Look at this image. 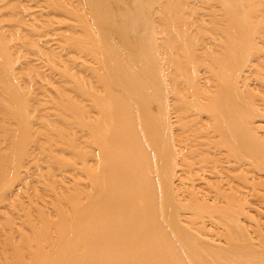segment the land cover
<instances>
[{"label":"bare ground","instance_id":"1","mask_svg":"<svg viewBox=\"0 0 264 264\" xmlns=\"http://www.w3.org/2000/svg\"><path fill=\"white\" fill-rule=\"evenodd\" d=\"M115 1H117V0H115ZM217 1L222 3L221 9H222L223 13L225 14V17L227 18V20L230 23H232V25L237 26L239 28V30L237 32V31H233V30L229 31L230 30L229 29L228 30L229 32H228L226 28H227V25L229 22H227L226 26L223 24V28H224V26L226 27V28H224L225 29L224 31L228 32L229 35L226 32L223 33L222 30H220V32H222L223 35H225V34L228 35L227 37H229V39H231L233 41V43L235 41L234 44L231 41V44H233L231 46L232 47L235 46V47H233L235 49L231 48V46L230 47L228 46V48H230L229 54H227V55L222 54L223 52H225V53H227V52L223 51L225 49H223V50L219 49L220 52L223 51L221 54L225 55V57L224 56L219 57L220 52H218V49H217V53H215V54H218L219 58H217L215 60L212 59L214 54L213 55L210 54L213 50V48H211L212 49L211 52H210V50L209 51L206 50V51L210 52L209 54H210V57H212V58H210V60H209V58L206 59V57H209V56H207L208 54H206L208 52L205 53V51L202 49V48L207 47V46L205 47V44H204L203 47L201 46V50L204 51L203 55L205 57L204 56H202V57L198 56L199 57V58L197 57L198 62L197 61L193 62L191 59V61L193 62L194 65L197 63L196 65L198 66V68L199 67L202 68V66H199V63H200L199 61L201 59H203V61H205L206 63H207V61H209V62L213 61L212 65L209 64L210 65L209 66L210 67V69H209L210 73L214 77L213 78L214 81L211 80V82L214 83L216 81L214 83L215 84L214 86H216V87L218 86L217 88L223 89L222 91H219V92L217 90L218 93H214L216 91H213L211 89V92H210L211 95H210V93L207 91H209L211 87L208 86V87H210L209 90L206 87L207 90L206 89H205L206 91L204 90L206 93L205 94H204V92H203V94L201 93V95L206 96V97L202 96L204 98V102H202L203 101V100H201L202 97L199 96L200 94H198V92H197L198 91L197 88L202 87V85H200L201 84L200 79H197V78H198V76H200V78H201L202 74L198 75L201 72H199L200 69H198L196 65H195V69L196 68L198 69L197 70V76H196L197 78H195V79L193 78V79H194L195 83H196L195 80L197 79V85L198 86L193 85L195 83H193V84L188 83V82H190V80H188V82L186 80V79H188V77L187 78H186V76H183V77L186 78L185 80L188 83V84L186 83L187 84L186 86L189 85V87H190V84L192 86V88L191 89L188 88V90H192V89L194 90V88L197 87V88H195V91L197 93L192 90L191 91L192 94L190 92V94H191V96H190L189 91L187 90V87L185 88L184 91L182 90V87H180V89H179V83L176 81L175 87L173 89V94L171 92H169L170 94H172L173 97H175V100H176V98L178 100V102H173L174 98L172 97L173 98L172 99L173 100L172 106H173V103H175V105L172 107L168 102V101H170V99L167 100L168 99L167 93L162 94V95H164V97H165V95H167L165 98L162 96L165 99V100H163L160 97L159 93H158V95H159L158 96L154 91H149V87H148L149 82L146 79L147 77L144 78L143 76H141L138 69H136L135 67H131V70L127 71V70H124L121 68V66L124 65V63H125L124 62L125 57H126L127 63L128 64L130 63V66L131 65L137 66L139 64L138 60L136 58H137V56L139 57V56L143 55V50L140 51L141 48L139 49V46H138V49H135V50H137V52L134 50L136 52V55L134 56V54H132L133 53L132 52L131 56H133V57H131V59H127V53L124 52L126 54V56H123L124 55L122 53L123 50L121 51L120 49L119 50L116 49V46L112 45V43L108 44L107 41L103 40V41H105L104 43H97V44H100L99 46L96 44L95 48L97 47L96 48L97 51L99 50L100 52L96 53V49H94L93 51H95V54H97L96 58H98V56L100 55L99 53H101V55H103L102 57L105 58V59H102L100 57L101 61H104V64H103L104 68L101 66L102 64L100 65V67L105 69L104 73L106 74L107 79L105 78L106 81L103 82V84H105V86L102 85L103 87H105V90L103 91V93H105V96H103V94H102V96L99 97L101 94L96 95V93H95L94 95H96V96L91 97L92 102L94 103V106L97 108L98 118L94 119V118H91L90 116L88 118L92 119V120L94 119L95 121L98 120V121L92 122L90 120L91 123H89V120H87V123H89V124H87V126L90 127L89 129L91 130V132H89V133H91V135H89V136H91V138L96 140V142H94V145L97 144L96 147L98 146L97 149H99L97 152L100 154L99 156H97L98 155V154H96L97 152L95 153L97 158L99 159L98 160L96 158L97 165L94 164L95 165L94 168L91 165L92 169L90 168L87 171V172H89V171L90 172L87 176L89 188L87 191L88 193H86V194H88V196H91V200L89 202L88 210H87L85 215H78L77 219L75 220L76 224H74L73 221H71V217L69 218L70 220H67L68 214H67V217L65 220L66 213L63 214L64 216L61 214L62 212H64L62 210V208H63L62 206H61L62 208L59 206L61 209L58 207V205H57V207L55 206V204H58V203L61 205L60 202H62V200L59 199L60 197L56 198V200L57 201L60 200V202L54 203L52 208L55 206L56 209L59 208L58 210L59 211L61 210L60 212H58V214H60L61 218L63 217V220H65V222H63V220L61 222L60 217L58 218L60 221L58 222L57 227H56L57 231H56V237H54V239H55L54 245L52 246V248H51V246H48L47 248H50L48 250H46L47 248L45 247L44 251L43 250L40 251L41 250L40 248H44V247L37 248V249H40L39 250L41 252V255L39 254L40 256L38 255L39 251L36 249V247L33 248L34 252L32 251L33 249L32 250L30 249L29 251H27L28 250L27 241L24 240V238L27 239V237H24L25 235H23V233L21 232V227L22 228L26 227L29 223H30L29 225H32V223H31L32 221H31V219L27 218L30 221L28 222V224H26L25 222H27V219H25V218L27 216L26 217L23 216L24 217L23 221H24V219L26 220L24 222L25 226H22L23 221H22V218H20L21 220H19V221L22 222V224H19L20 222L18 223L20 230L19 231L17 230V229H19L18 227H17V229L15 228V230L18 231V233H15V234L20 235L19 233H22L21 234V236L23 235L22 237H19V236L17 237L14 234L13 236H14V238H16V239H14L12 236V231L14 232V228H13V230L7 229L8 231L12 230V231H9L7 233V234H9V236H7V238H6L8 240L9 239L8 237H10V238L12 237V240L9 241V243L7 241V245L9 244L10 253L13 252L12 249H15V246H18L14 242H16V240L19 238V239H23V241H25L26 245H24V246L27 248V250H25L26 248H24V246L19 243V245H20V247L18 246L20 248L19 254L22 251L21 247H23L22 249H24V251L21 254L22 257L25 256L26 254H28L30 251H32L33 254L31 252L30 253L35 256L36 262H38V264H264V237H263V239L260 240V238L258 236L259 243H255V242H257V240L255 239V238H257L255 235L257 233L255 231L262 226L261 231H262V233H264V231H263L264 230L263 229L264 228V224H263L264 222L262 223L263 225H261V226L259 225V227H257L256 230H254V232H253L254 234H252L253 236L250 235L249 230L247 229L248 234H249V235H247L246 234L247 231L245 232V230L242 229V227H241L243 223L239 224V220L241 219L240 216H243V215L247 216V214L250 213V212L248 213L247 210L245 211V208L247 206L245 205V207H244V204H246L249 201H247L246 203H245V201H241V203L243 202L242 203L243 205H241L240 202L239 203L237 202L241 209L237 208L236 210L235 209L233 210V207H235L233 205H236L235 200H236L237 196H240L245 200H248V199L250 200V197H251V196H249L250 195L249 191H247L248 188L245 187V186H249V185H247L249 183H247V180L246 181L243 180L245 178V176L243 174H245L244 172L247 171L246 168L247 167L250 168V166L252 164H254L255 166L260 165L259 167L263 168V171H264V132L262 134V131H260L259 133L261 134V137H259V136L257 137V136H255V133H254L257 129L254 132L252 131L256 127L252 123L255 122V120L257 121V118L259 120L260 119L264 120V113H263L264 112V94L262 93L263 97L260 100L261 97L259 98L257 96H255L256 98L255 97L254 98L245 97L246 93L244 92V90H252V89H249L248 84L250 83L253 75H254V79H252V81L254 82V84L252 82V86L254 85L253 87H257V84L259 82H261V79L258 80L261 77L258 78V76H256L257 74L260 75V73L256 74V71L261 72L262 73L261 76L263 75V79H264V55L261 56V54H262L261 52L264 53V51H261V50L257 51V49H259V48L254 46V42L250 41V36L252 34L261 33V31L251 27L250 23L252 22V19H254V16H255L253 11H250L244 15H242V14L236 15V12L242 6L237 0H217ZM120 2L121 1H119V3ZM114 3L115 2H113L112 5ZM117 3H118V1L115 3V7L117 6ZM151 5H153V4L151 3ZM148 6H149V4H148ZM150 7L153 8L152 6H150ZM147 9H148V7H147ZM153 10L154 9H152L151 12ZM35 11L37 12L38 10L35 9ZM106 11L107 10L103 6H101L98 10V14L102 15L103 24L105 26L106 25L110 26L111 20L107 17ZM42 12L43 11L41 10V14H42ZM168 12L166 13V16H167V14L170 15V13H168ZM220 13H222V12L220 11ZM152 14L153 13H151V16H152ZM162 14H164V13L162 12ZM204 14H207V13H203V17L201 15L202 19L208 15L207 14L204 16ZM125 15H127V14H125ZM166 16H164V17H166ZM130 17H131V15H130ZM147 17L149 18V15ZM152 17H151V19H152ZM168 17L169 16H167V18ZM181 17H183V19L185 18L184 16H181ZM181 17H180V19H182ZM215 17L216 16H214L213 18L215 19ZM214 19L212 20L213 22H215ZM97 20H95V21L100 22L99 26H103L101 23V19L98 18ZM187 20H189V19H187ZM196 21H198V20H196ZM210 21H211V19H210ZM259 21H261V20H259ZM262 21H264V20H262ZM151 22H152L151 24H153V23L156 24L153 21H151ZM167 22H169V21H167ZM182 23H180V26H182L181 25ZM189 23H190V21H189ZM198 23L201 24L200 21ZM137 24L140 26L141 23H137ZM199 24H197L196 26H198ZM173 25H175V24H173ZM153 26L155 27V25H153ZM153 26L151 28H153ZM156 26H157V24H156ZM169 26H171V25H169ZM211 26L212 25H210V27ZM185 27H187V26H184L182 28H185ZM151 28H149L148 34H150L149 36L151 38L150 37L149 38L151 39V43H152L151 53L154 55L156 53V51H154V50L159 49V47H157V49H155V47L159 44H157V41H158L157 39L155 42L152 41V38L154 37L153 36L154 34L152 35V33L154 30L150 33ZM177 28H178V26H177ZM221 28H222V26H221ZM153 29H155V28H153ZM158 29H160V28H158ZM102 30H104V29H102ZM140 30L141 29L139 28L138 31H140ZM168 30H170V29H168ZM170 31H172V30H170ZM183 31H185V30H183ZM104 32H106V31L104 30ZM155 33L157 34L158 32H155ZM156 34H155V38L158 37V36H156ZM184 34L185 33L183 32V35ZM159 35H161V34H159ZM226 35L224 36L225 38H226ZM167 37H168V34H167ZM174 37H176V36H174ZM185 37H187V34H185ZM185 37L182 38L181 36H179L178 42L181 39L183 40ZM155 38H153V40ZM168 39H170V38H168ZM188 39H189V37H188ZM182 40H181V43H178V45L176 47H179V48L182 47L183 48V46L180 47V45H179V44L184 45V41H182ZM54 41H56V39L53 40L52 44H54L56 46V44H58V43L57 42L55 43ZM193 41H194V38L191 42V45L194 44ZM211 41L216 42V40H214V39ZM226 41H227V38H226ZM176 42H174V43L177 44ZM160 43H161V41H160ZM205 43H206V41H205ZM219 43L220 42H216L215 44L219 45ZM236 43H238V44H236ZM155 44H157V45H155ZM208 44H209V42L206 43V45H208ZM221 44L219 45L220 47H221ZM225 44H227V43H225ZM185 45H187V42H185ZM217 45H214L215 46L214 49L216 47L219 48V46H217ZM160 46H161V44H160ZM188 46H190V45H188ZM199 46H197V47H199ZM182 48H181V50H179V54H180V51L184 50ZM190 48H191V46H190ZM188 49L189 48L187 47L186 53H189V54H188V56L184 55V57L185 56L189 57L190 55L191 56L196 55L195 54L196 52L195 53L193 52L194 54L192 55L191 52H188ZM262 49H264V48L262 47ZM171 50L173 52L172 47H171ZM175 50L177 51L178 48ZM139 52H140V54H139ZM153 52H155V53H153ZM90 53L93 54L94 52L91 51ZM184 53H182V54H184ZM197 53H200L202 55L201 51L197 52ZM175 54L176 53H174V55ZM236 54L238 57H240V59L237 58ZM176 56L177 55H175V57ZM235 56H236V58H235ZM92 57H94V56L92 55ZM129 57H130V55H129ZM175 57H173V58H175ZM182 57H183V55H182ZM182 57H180L181 60H182ZM190 58H192V57H190ZM197 58H196V60H197ZM215 58H216V55H215ZM254 58H255V60H253ZM184 59L186 60V57ZM188 60H190V59H188ZM144 61H146V62H144ZM174 61H173L174 65L173 64H171V65H173L172 67L173 68L175 67V69L177 67L176 71H174L177 75L173 74L172 73L173 70H171L172 72L171 71L170 72L172 74L170 73V76L172 75L171 77L173 79H175L176 76L180 75L175 79V80L178 79V81H179V80L183 79V77L180 79L181 75H185V73L186 74L190 73L189 67L191 65L189 63H191V62L187 61L188 65L187 64L185 65L184 61L181 62V61L176 60V59ZM132 62H134L135 65L131 64ZM135 62H137V64ZM255 62H257V63H255ZM19 63H21V62H19ZM96 63H97V61H96ZM202 63H204V62H201L200 64L202 65ZM151 64H153V66ZM157 64L160 65V63H157ZM154 65H156V61H155V64L151 63L147 59H142L140 61L141 69H143V70L150 69L149 73H150V71L153 73L156 72V70H155L156 68L160 69V67H158L159 65L158 66L156 65L157 66V67L155 66L156 68H154ZM171 65H170V68H171ZM194 65H192V67H194ZM39 66L40 65L38 64V67ZM203 66H205V65L203 64ZM192 67H190V68H192ZM209 67H207V68L205 67V70L206 69L208 70ZM167 68L168 67H166V69ZM228 68H230L229 69L230 71H227ZM40 69H41V67H40ZM153 69H154V71H153ZM159 69H158V71H159ZM161 69H162V67H161ZM202 69H204V68H202ZM202 69H201V71H202ZM163 70L164 69H162V70H160V72H158L159 75L161 73L160 76H162ZM191 70H194V68H192ZM97 71H98V69H97ZM206 71H204V73ZM99 72H101V71H99ZM99 72H98V74H99ZM110 72L112 73V75L109 74ZM251 72L255 73L256 75L253 74L251 76L250 75ZM104 73L102 72L101 74H104ZM191 73L193 74V71H191ZM98 74L96 73V75H98ZM14 75H15V73H14ZM173 75H175V76H173ZM189 75H191V74H188V76ZM206 75H207V73L202 77H205ZM209 75H208V77H210ZM249 76L251 77V79ZM97 77L101 78L100 75ZM171 77H169V78H171ZM191 77H193V76L191 75ZM208 77H206V78H208ZM158 78H159V76H158ZM163 78H165V74H164ZM189 79H192V78H189ZM204 79L205 78H203L202 81ZM208 79H206L207 83L210 82V81H208ZM223 79H224V81H223ZM101 80H102V78H101ZM172 80H171V82H172ZM255 81L258 82V83H256V86H255ZM101 82H99V84ZM203 82H202V84H203ZM213 83H211V84H213ZM227 83H228V85H226ZM261 83H260V86L262 85ZM180 84H181V82H180ZM184 84H185V82H184ZM184 84L183 85L181 84L183 86V88H184ZM205 84H206V82H205ZM221 85H223V87ZM224 85H226L227 87L224 88ZM239 85H240V87H242V89L243 88L244 89L242 90L241 88H239ZM193 86H195V87L193 88ZM204 86H206V85H203V88H201L202 90L199 89L200 92L203 91ZM217 88H215V89H217ZM259 88L260 87L253 88V89L256 90ZM213 89H214V87H213ZM240 89H241V91H243L242 93L240 92ZM95 90H96V88H95ZM186 90H187L188 94L186 93ZM181 91L183 93L185 92L186 95L185 94L183 95V93ZM259 91H262V90H259ZM212 92L214 94H212ZM257 92H258V90H257ZM93 93H94V89H93ZM194 93L198 94V97H200L201 102L199 101V98L193 99V100L195 101L196 105L203 110L202 112H198V115H196V113L193 114L196 111V107L192 104H188V97L194 96L195 95ZM248 93H249V91H248ZM252 93H254L253 90H252ZM145 94H148V96L150 98V100H149L150 106H146V105H142V104L138 103L139 101H141V98ZM170 94H169V96H171ZM250 94H251V92H250ZM256 94H258V93H256ZM195 96H197V95H195ZM211 96H212L213 100H212ZM178 97H179V99H178ZM207 97H210L211 101L209 99H206ZM257 98H259L258 99L259 101L256 100ZM205 99H206V101L207 100L209 101V104L207 103L208 105H206ZM176 103H180L179 106L180 107L182 106V108L179 107L180 108L179 111H181L179 113H178V111H176L177 109H179L178 105H176ZM201 103H204V104H201ZM92 104H91V106L93 107ZM184 105H185V107L183 108ZM188 105H190V107ZM170 106L172 108H174V111H175L174 113H172L173 111L171 112V110H173V109L172 108L170 109ZM175 106H177V108H175ZM186 108H188V109H186ZM95 109H94V111H95ZM187 110H190L189 112L191 113V117L192 116L194 117V118L192 117V120H190L191 119L190 114H188L189 116H185V113H184V115H181V114H183L182 112L187 111ZM87 112L90 113L89 111H87ZM259 112H262V113L259 114ZM186 113H188V112H186ZM90 114H93V113H90ZM179 115H181V116H179ZM96 116H97V114H96ZM185 118H186V121H185ZM187 119H189V121H187ZM203 119L208 120V121L204 122L206 125L203 123V121H204ZM254 124L257 125V122H255ZM258 127H256V128H258ZM177 128L180 129L182 132H186L188 130V128H190V131L193 133L192 136L193 137L198 136V138L192 139L191 136H188V137H191V139H192L190 141L188 140V142H191L189 146L185 142L186 139H188L187 135L185 136L186 139H184L185 137H181V138H179V140L173 139L174 138V134H173L174 130ZM258 129H263V128L260 127ZM176 132H178V130ZM205 133H206V135H205ZM205 136H207V138ZM208 136H211V139H209L210 137H208ZM214 138H215V140L213 141ZM93 139H91V140H93ZM174 140L175 141L177 140V142H175ZM165 141L168 142L169 146H170V154H169L168 161H167L166 156H164L162 154H158V149L156 147V143L161 144ZM224 145L229 147L230 151H232L233 145H236L238 151L240 152V157H242L241 154L243 155L244 154L243 151H245V154L249 158V161L244 160V158L242 160L232 161L228 157L224 156V154L222 155V153L220 154V153L216 152L218 150L219 146H224ZM89 146H90V144H89ZM93 147H95V146H93ZM173 147H176L177 150L173 149ZM95 148H94V151L96 150ZM242 149H243V151H242ZM87 151H89V149ZM177 153L180 154L179 155L180 157L182 156V157L186 158L187 161L183 158V161L179 162V163H181V162H183V163L179 165L178 161L181 158L178 157L179 158L178 161L176 160ZM88 154H90V153H87V157H88ZM209 154L212 156L213 159L211 158V156ZM94 156L95 155H93V157ZM205 156H208L213 160L212 161L213 163H211L213 165V167L210 168L209 170L206 167L208 165L204 166L205 162L202 161V159L206 160L207 157H205ZM243 156H245V155H243ZM3 161L4 160L0 161V164H3L4 163ZM166 161H167V163H166ZM208 161L210 162V160H208ZM5 162H7V161H5ZM192 164L194 166H192ZM4 165H5V167H7L6 163ZM4 165H2V166L0 165V176L5 177L6 172L4 173L5 175L3 173H1L4 170L6 171V168L3 167ZM2 167L4 168L3 170H2ZM203 167H206V168H203ZM245 169H246V171H245ZM178 170H180L182 172V175H185V173H189L190 175H193L192 177L191 176L189 177L191 180L188 181V178L186 175L184 176L186 179L183 176H181L180 171H179L180 173L178 174ZM235 173L237 174V176ZM239 173H240V175H239ZM35 174H33V175H35ZM189 174H187V175L189 176ZM25 176H28V175H24V177ZM35 176H39V175H35ZM136 176H137V178H136ZM1 178L3 179V177H1ZM33 178H35V177H33ZM237 178H239L238 179L239 182L242 183V185L244 184L245 186H242L240 184L239 187H241V186L242 187L238 188L236 186L237 184L236 185L234 184V182L237 181ZM182 179L184 180V182ZM215 179L221 180V183H217L218 185H216L214 188H212V186L214 185L213 181H215ZM61 180L63 181V179H61ZM186 180H187V182H186ZM234 180H236V181H234ZM2 181H0L1 182L0 183V196H7V195L13 196V194H15V196H22V194L25 195V192L27 190L26 189L27 186H26V188H25L26 190L24 192V189L22 188L24 184L19 183V181H20L19 179H18V181H17V178H16V180L13 179L12 181H10V184L7 182V184H9L8 186L5 183V185L7 187L4 184H2L6 180H4V182H2ZM208 181H211L213 183V185L211 184V182L208 183ZM249 181L250 180H248V182ZM260 181H259V184H260ZM11 182H12V184H11ZM18 183L21 186L17 185V187H19V188L15 189L16 184H18ZM63 183H64V181H63ZM69 183H70V181H69ZM2 185H4V187H1ZM207 185H208V187H207ZM257 185L258 184H256L255 186H257ZM63 186L61 185V187H63ZM64 188H62L63 192H64ZM69 188H70V186H69ZM69 188L68 189L66 188L68 190V193H67V190L65 189L68 196H69V193H71L69 191ZM258 188L255 189V187H254L255 193L258 190ZM261 188L264 189V185H261L260 189ZM240 189H242V190L240 191ZM58 190H59V187H58ZM147 191H149V195L139 196V194L141 192H147ZM239 191L241 194H238ZM252 191H253V188H252ZM55 192L56 191L54 190V193ZM63 192H61V195H60V193L58 195L63 196L64 195V194H62ZM50 193L52 195L53 192L51 191ZM54 193H53V196L55 195ZM66 193H65V195L67 196ZM257 193H258V195L260 194L258 191H257ZM76 194L78 196V192ZM177 194H179L181 196H178ZM183 195H190L192 197V199L190 198L188 201V202H190V200H192L191 203H193V204L190 203V205H192V206L189 207L190 205L186 204L187 207H189V208H187V207H185L186 205H184V207L186 209H188V210L185 209L187 211V213L190 209H191V211L193 209V210H195V213L198 212V215H200L199 213L204 214V215H202L203 217L201 216L202 218H200V216H199L200 219L195 218V219H197V221H195V219L193 220V222H192L193 225L195 223L193 228H192L193 225H190L191 227H189L187 225V227H189V228L186 227L185 224H189V223H186L187 220L184 218L187 216V215L186 216L184 215L186 212H185L184 208H181L180 203H179L180 209L178 208L179 206L177 205V202H179L178 201L179 199H180V201L183 202L184 198L189 197V196H183ZM261 195L263 196L262 193H261ZM160 197H162V199ZM247 197H249V198L246 199ZM253 197L255 199H257L256 196L253 195L251 198H253ZM176 198L177 199L179 198V199L177 200ZM261 199H260L261 201H264L263 197ZM187 200H188V198H186V201ZM193 200H194V202H193ZM260 200H259V202H260ZM198 201L200 203L202 201V203H206V205H207V203L211 202L212 208H207L209 210H204L203 205L202 204L199 205ZM251 205H252V203H251ZM207 207H209V205H207ZM248 208H251V207H248ZM54 210H55V208H54ZM257 210H260V209L258 208ZM262 210H263V208H262ZM0 211H2V209H0ZM5 211L7 212V210H4L3 213ZM11 211H13V210H11ZM42 212H45V210ZM180 213H184L183 214L184 217H182V218L185 219V221L182 220V218H181L182 215H180ZM206 213L209 215L206 216L207 215ZM258 213H260V211H258ZM0 214H1V212H0ZM46 214H47V211H46ZM195 216L198 217L197 214ZM251 216L252 215H250L249 218H251ZM261 216H264V212L262 213ZM42 217L45 218V215L43 214ZM187 217L186 218L189 221L190 220L189 216H187ZM214 217H217V220L220 219V221L219 220L218 221L224 225V227H221L222 225L219 223V225H221L219 227L224 228L226 231V233L224 235H222L223 237L227 238V239H225L226 241H224V240H223L224 242L222 241L224 244L221 243V240H219V242L221 243L220 244V243H217V241H214V238L211 239V237H210V239H211L210 240L207 237L209 235L208 232H206V231H208V228H207L208 226L205 224L210 219H211V222L213 220V224L210 223V225L211 224L214 225L215 226L214 229H216L218 227V226L216 227V225H218V221H216V219ZM205 218L206 219L208 218V220L205 221ZM253 219H254V217H253ZM242 220H240V221H242ZM190 222H191V220H190ZM214 222H215V224H214ZM6 226L8 227L9 224H7ZM32 226H29V227L32 228ZM205 226H206L207 230H204V229H206ZM190 228H192V229H190ZM191 230H193V231L195 230L194 232H197L200 230L205 231L207 236L204 235V236H202V238H207V240L201 239V237L197 236L199 234H194L193 232H191ZM212 230H209V233L214 232V230L213 231ZM22 231H23V229H22ZM202 231H200V232H202ZM223 231L224 230L222 229V234L224 233ZM23 232H24V234H26L25 231H23ZM213 234L211 233V236ZM226 235H229V236H226ZM258 235H259V233H258ZM261 235H263V234H261ZM254 236H255V238H254ZM229 237H231V239L227 242ZM251 238L255 239L256 241L254 242V240H252ZM13 239L15 241H13ZM47 239L50 240L49 235L42 236L39 239V242L42 244H45L46 241H48ZM51 239H53V237ZM73 240H74V242H73ZM216 240H217V238H216ZM101 241L104 242L107 246H102ZM11 243H13V244H11ZM10 247L12 249H10ZM97 247H98V249H97ZM114 248H117V249L113 251ZM17 249L18 248L16 247V251H18ZM87 249H89L91 257H87L83 254V252ZM35 250H37L38 252H36ZM16 251L14 250V252H15V253L13 252L14 257H12V258H11V256H9L11 254L7 253L8 257H9L7 260L8 264L10 262H11L10 264H12V263L16 264L17 263V262H14L15 260L17 261V259H15V258H18V256H15V255H18V253L16 254ZM34 253H37V254H34ZM31 254H29L30 255L29 259H32V261H33L34 257H31ZM37 256L40 257L38 261H37ZM22 257L19 258V260H21V262L19 261V263H24V261H26V259H28V256L23 257L24 259ZM9 260H11V261H9ZM29 261L30 260H27V263ZM32 261H31V263L34 262V261L33 262ZM3 263L6 264L5 262H2V264ZM34 264H35V262H34Z\"/></svg>","mask_w":264,"mask_h":264},{"label":"rangeland","instance_id":"2","mask_svg":"<svg viewBox=\"0 0 264 264\" xmlns=\"http://www.w3.org/2000/svg\"><path fill=\"white\" fill-rule=\"evenodd\" d=\"M117 1H118V3H117V6L115 7V3ZM117 1H115V0H31V1L30 0H0V161L4 160L3 161L4 163L2 162L3 164H0V165L2 166L6 163L7 164L6 166L8 167V168L5 167V165L3 166L4 168H6V171L4 170L1 173L4 174L6 172L5 173L6 175L4 174L6 178L4 176H0V178L3 177V179L1 178L0 181L3 180L2 182H4V180H6L4 183H2L5 185V183L7 184V182H8L10 184V181H12L13 179L16 180V178H17V181H18V179L20 180L19 183L24 184L22 187L24 189V192L27 189L25 192V195L22 194V196H15V194H13V196H10V195L9 196L8 195L7 196H0V206H1L0 209H2V211H0L1 212V214H0V260H1L0 262L1 263L0 264H2V262H5L6 264H8L7 260L9 258L8 254L10 253V250H9V244L7 245V241L9 243V241L12 240V237L11 238L8 237L10 240L9 239L7 240L6 238H7V236H9V234H7V233L9 231H12L13 228H14V232L12 231V236L15 233H18V231L20 230L18 223L20 222L19 224H22V222L19 220H21L20 218H22V221H23V218H24L23 216H25V217L27 216L25 219H27V218L31 219V221H32L31 223L34 226L33 227L32 225H29L30 223L28 224V222L30 221L29 219H27V222H25L26 220L24 219V221H23L24 225L22 224V226H25V223H26L29 226H32V228H30L28 225L26 227H23V228L21 227V232L23 233V235H25L24 237H27V239L24 238V240L27 241L28 250L24 246L26 244H25V241H23V239L18 238L20 241L17 239L16 240L17 243L16 242H14V243L17 244L19 247H20V245H19V243H20L21 245L24 246V248H26L25 250H27V251H29L30 249L32 250L35 247H36V249L40 248V247H44V248H40L41 250L37 249L38 251L39 250L44 251L45 247L47 248L48 246H51V248H52V246L54 245V242H55L54 237H56L57 224L60 220H61V222L63 220V217L61 218L60 214H58V212L61 211V210L60 211L58 210L61 206L63 207V208L62 207L61 208L64 211L61 214L63 215L64 213H66L65 220H66V217L68 214L67 220H70L69 218L71 217V221H73L74 224H76L75 220L77 219L78 215H85L87 210H88L89 202L91 200V196H88V194H86V193H88L87 191L89 188L87 176L90 172V171L89 172H87V171L90 168L92 169V166L94 168L95 167L94 164L97 165L96 158L100 154L97 152L99 150V149H97L98 146L96 147L97 144L94 145V142H96V140H94L93 138H91V136H89V135H91V133H89V132H91V130L89 129L90 127H88L87 124L91 123V121L92 122L95 121L94 120L95 118L96 119L98 118V111H97V108L94 106V103L92 102L91 97H94L97 94H99V95L101 94L99 97H101L102 94H103V96H105V93H103V91L105 90V87H103V86H105V84H103V82L106 81V79H107L106 74L104 73L105 69H103L104 68L103 67L104 61H101L100 57L102 59H105V58L102 57L103 55H101V53H99L101 56L98 54L99 56H98V58H96L97 54H95V51H93L94 49L97 48V47L95 48L97 43H104L105 41H107L108 44L112 43V45L116 46V49H118V50L120 49L121 51L123 50V52H122L124 54L123 56H126L125 53H127V59H131V57H133V56H131L132 54H134V56L136 55L137 50H135V49H138V46H139V49L141 48L140 51L143 50V55L139 56V57L137 56V58H136L138 60L139 64L137 66H133V65L130 66V63L129 64L127 63V60L125 57V59H124L125 63H124V65L121 66V68L124 70H127V71L131 70V67H135L136 69H138L141 76H143L144 78L147 77L146 79L149 82V85H148L149 91H154L157 95L159 93L160 97L163 100H165L164 98L168 95L167 96L168 99L167 98L166 99L167 100L170 99L171 102L170 101H168V102L171 106H172L173 100H174L173 102H178L177 98H176V100H177L176 101L175 97L172 96L176 81L179 83V89H180V87H182L183 91L185 90L186 87H187V90H188V88L191 89L192 88L191 84H190V87H189V85L188 86H186V85L188 83H192V84L195 83L194 79L197 78L196 76H197V70L198 69H200L199 72H201L198 75L202 74V76H204L207 73V75L205 77L201 76L202 79L205 78L203 80L204 82L202 81L200 76H198V78H197V79H200L201 84L200 83L199 84L202 85V87L199 86L200 88H197V87L193 86V88L195 87L198 89L197 92H198V94H200L199 96H201V97L205 96V95H201V93L202 94H203V92H204V94L206 93L205 92L207 90L206 87L208 88V90L211 87L210 90L207 91L209 93L211 92V89L213 91H216L214 93H218L219 91L223 90L222 88H220V89L217 88L218 86L217 87L214 86L215 85L214 83L216 81L214 83L211 82V80L214 81L213 80L214 77L210 73V70H209L210 67L209 66L212 65L213 61H210V62L207 61V63H208L207 64L205 61H203V59L200 58L202 61L199 59L200 60L199 62L200 63L204 62V63H202V65L199 63V66H202V68H204V69H202L201 67L198 68V66L196 65L197 63L195 65L197 66L198 69L197 68L195 69V65L193 64L194 61L198 62V58L200 56L201 57L204 56L203 55L204 51H205V53L208 52L209 50L211 52V50H212L211 48H213L214 51L212 50L213 53L212 52L206 53V54H208L207 56H209V57H206V59L209 58V60H210V58H212V57H210V54H212V55L214 54L213 58H212L214 60L221 57V56L225 57V55L229 54L230 48H228V46L230 47L231 45H233L235 43V41L233 43V41L231 39H229V37H227L229 35L228 32L232 31V30L238 32L239 28L235 25H232V23H230L227 20V18L225 17V14L223 13V11L221 9L222 3L218 2L217 0H197V1L196 0H117ZM119 1H121V2L119 3ZM237 1L242 6L238 9V11L236 12V15H238V14L244 15L250 11L254 12L255 16H254V19H252V22L250 24H251V27L258 29L259 31H261V33L252 34L250 36V41L254 42V46L259 48V49L256 48L257 51L258 50L264 51V49H262V47L264 48V30H263L264 29V21H262V20H264V0H237ZM113 2H115V3L112 5ZM151 3L153 5H151ZM148 4H149V6H148ZM101 6H103L107 10L106 11L107 17L111 20V22H110L111 25L109 24L110 26H107V25L105 26L103 24V21H102V15L98 14V10ZM150 6H152L153 8H151ZM147 7H148V9H147ZM35 9L38 11L36 12ZM152 9H154V10L151 12ZM41 10L43 11L42 14H41ZM166 11L168 13H170V15L167 14V16H169L168 18L166 16V13H167ZM220 11L222 13H220ZM150 12L153 13L152 14L153 17L151 16ZM162 12L164 14H162ZM203 13H207L208 15L204 14V16L205 15H207V16H205L202 19ZM125 14H127V15H125ZM147 14L149 15V18L147 17L148 16ZM130 15H131V17H130ZM201 15H202V17H201ZM164 16H166V17H164ZM181 16H184L185 20ZM214 16H216L215 19L213 18ZM151 17H152V19H151ZM180 17L182 19H180ZM98 18L101 19V23L103 26H99L100 22L95 21ZM187 19H189V20H187ZM210 19H211V21H210ZM213 19L215 22L212 21ZM196 20H198V21H196ZM259 20H261V21H259ZM151 21L155 22L157 24V26L154 23L151 24L152 23ZM167 21H169V22H167ZM189 21H190V23H189ZM199 21L201 22V24L198 23ZM179 22L180 23L183 22L184 24L182 23L181 24L182 26H180ZM227 22H229L228 25H227ZM137 23H141L140 26ZM173 24H175V25H173ZM197 24H199V25L196 26ZM223 24L225 26L227 25V28L224 26V28H226L227 31L230 29L228 32L224 31L225 29L223 28ZM151 25L152 26L155 25V27L153 26V28H155V29L151 28L152 27ZM169 25H171V26H169ZM210 25H212L211 26L212 28L210 27ZM177 26H178V28H177ZM184 26H187V27L182 28ZM221 26H222V28H221ZM139 28L141 29L140 31H138ZM149 28H151L150 33L153 30L154 31L156 30L155 32H158L156 34L153 31L152 35L154 34L153 35L154 37L151 35L153 38H155V34H156V36H158L154 40L152 38V41L155 42L156 39L159 41V42L157 41V44H159V45L155 44V45H157L155 47V49H157V47H159V49L154 50V51H156V53L153 52V53H155L154 55L151 53L152 43H151V39H150L151 37L149 36L150 34H148ZM158 28H160V29H158ZM167 28L172 30V31L168 30ZM102 29H104L106 32H104V30H102ZM183 30H185V31H183ZM220 30H222L223 33L226 32L228 34V35L225 34L227 41H226V38L224 37L225 35H223L222 32H220ZM183 32L185 34H187V37H185V34L183 35ZM159 34H161V35H159ZM167 34H168V37H167ZM174 36H176V37H174ZM179 36H181L182 38L185 37L183 40L180 38L182 41H184V45L179 44L180 47L183 46V48L182 47L181 48L184 49V50H182L183 52L180 51V54H179V50H181V48L176 47L178 45V43H181V40L178 42ZM188 37H189V39H188ZM168 38H170V39H168ZM193 38H194L195 42L193 41L194 44L191 45ZM55 39H56V41H54V42L55 43L57 42L59 45L56 44V46H55L54 44H52L53 40H55ZM213 39L216 40V42H220L219 45L222 43L221 47L219 45L215 44L216 43L215 41H211ZM103 40H105V41H103ZM204 40L206 41V43L209 42V44H208L209 46L206 45ZM160 41H161V43H160ZM231 41L233 44H231ZM174 42H176L177 44H175ZM185 42H187V45H185ZM225 43H227V44H225ZM160 44H161V46H160ZM204 44H205V47L207 46L208 48L207 47H206L207 49L202 48L204 50V51H202L201 46L203 47ZM236 44H238V43H236ZM97 45L99 46L100 44H97ZM188 45H190L191 48ZM214 45L219 46V48L216 47L215 48L216 50H215ZM186 46L189 48L188 52H191L192 55L196 52L195 54L197 56L196 55H193V56L190 55L189 57H187L189 53H186V49H187ZM197 46H199V47H197ZM171 47L173 49V52L176 53L175 54V55H177L176 57H175L174 53L172 52ZM233 47H235V46H233ZM233 47L231 46V48H233ZM177 48H178V50H177L178 52L175 50ZM217 49H218V52H220L221 49L222 50L225 49L223 51H226L227 53L222 51L223 53L220 52L219 57H218V54H215V53H217ZM233 49H235V48H233ZM206 50H208V51H206ZM91 51L94 53L91 54L90 53ZM200 51L202 52V55L200 53H197ZM97 52H100V51L99 50L97 51V49H96V53ZM182 53H184V54H182ZM221 53L225 54V55H222ZM261 53H262L261 56L264 55L263 52H261ZM139 54H140V52H139ZM92 55L94 57H92ZM129 55H130V57H129ZM182 55H183V57H184V55H187V56H185L186 60L184 59L185 57L184 58L182 57ZM215 55H216V58H215ZM172 56L175 58H173ZM236 56H237V54H236ZM236 56H235V58H236ZM180 57H182V60ZM190 57H192V58H190ZM172 58L174 60L176 59V60H179L181 62L184 61L185 65L186 64L188 65L187 61H190L191 62V63H189L191 65V66L189 65L190 67H192V65H194V67H192V68H194V70H191L192 68L189 67L190 73H187V74L185 73V75H181V77H180V79H181L183 76H186V78L188 77V79L183 77V79H182L183 81L182 80L178 81V79L177 80H175V79L180 75L176 76L175 79H173L171 77L172 75L170 76V73L172 72L171 70H173V72H172L173 74L177 75L174 72V71H176L177 67H176V69H175V67L174 68L172 67L174 65V63H173L174 60ZM187 58L190 60H188ZM196 58H197V60H196ZM237 58L240 59V57H238V56H237ZM142 59H147L151 63H154V64L156 61L157 66L159 65L157 63H160V65L158 66V67H160V69L156 68L157 66L154 65V68H156L155 69L156 72H154L155 74L151 71L149 73L150 69H147V70L141 69L140 61ZM191 59L193 62L191 61ZM253 60H255V58ZM96 61H97V63H96ZM19 62H21V63H19ZM144 62H146V61H144ZM135 63L137 64V62H135ZM255 63H257V62H255ZM38 64L40 65L39 67H38ZM131 64H134V62H132ZM171 64H173V65H171ZM203 64L205 66H203ZM100 65L103 68L100 67ZM151 65L153 66V64H151ZM170 65H171V68H170ZM40 67H41V69H40ZM161 67H162V69L165 70V71L164 70L162 71V73H163L162 76L164 77V74H165V78L160 76L161 73H160V75L158 73V72H160V70H162ZM166 67H168V68L166 69ZM205 67L206 68L209 67L208 70L206 69L209 73L205 70ZM97 69H98V71H97ZM158 69H159V71H158ZM201 69H202V71H201ZM229 69L230 68H228L227 71H230ZM99 71H101V72H99ZM153 71H154V69H153ZM191 71H193V74L191 73ZM204 71H206V72L204 73ZM98 72H99V74H98ZM102 72L105 75L101 74ZM14 73H15V75H14ZM96 73L98 75H96ZM257 73H260V75ZM109 74L112 75L111 72ZM188 74H191L193 77H191V75H189L190 76L189 77ZM253 74H255V73L251 72L250 75L252 76ZM256 74L255 75L258 76V78L261 77L258 80L261 79L262 83L261 82L258 83L257 81H255V86H256V83H258V84H257V87H253L254 85L252 86V82H253L252 79H254V75L252 76V79L249 76L251 81L248 84V87H249V89H252L254 93H252V90H244V92L246 93L245 97L254 98L255 96H257L259 98L261 97L260 98V100H261L263 97V94H264V92H263L264 91V79H263V75L261 76V74H262L261 72L256 71ZM99 75L101 76L103 81L101 80V78L97 77ZM175 75H173V76H175ZM208 75L212 79L210 77H208ZM158 76H159V78H158ZM168 76L171 77L173 80L171 78H169ZM206 77H208L210 80ZM189 78H192V79L194 78V79L192 80ZM170 79L172 80V82ZM185 79L187 80V82H188V80H190V82L187 83ZM197 79L195 80L196 83L193 85H197ZM206 79H208V81H210V82L207 83ZM223 81H224V79H223ZM99 82H101L102 84L101 83L99 84ZM180 82L182 85L185 82L184 88L180 84ZM202 82H203V84H202ZM205 82H206V84H205ZM211 83H213V84H211ZM260 83L262 84L261 86H260ZM253 84H254V82H253ZM203 85H206V86H204L203 91L200 92V90H202L201 88H203ZM226 85H228V83ZM226 85H224V88L227 87ZM240 85H239V88L242 89V87H240ZM208 86H210V87H208ZM221 86L223 87V85H221ZM213 87H214V89H213ZM258 87H260L261 89L260 88L256 89V90L253 89V88H258ZM95 88H96V90H95ZM195 88H194V90L192 89L194 92H196ZM215 88H217V89H215ZM93 89H94V93H93ZM241 89H240V92L242 93L243 91H241ZM187 90H186V93L188 94ZM192 90H188L190 96L192 94V92H191ZM217 90H218V92H217ZM257 90H258V92H257ZM259 90H262V91H259ZM248 91H249V93H248ZM169 92H171L172 94H170ZM190 92H191V94H190ZM250 92H251V94H250ZM95 93H96V95H94ZM165 93H167V95H165V97H164V95H162V94H165ZM168 93L171 96H169ZM186 93L184 92L183 95L184 94L186 95ZM196 93H194V94L197 96L194 95L192 97H188V104H192L196 107V111L193 114L196 113V115H198V112H202L203 110L196 105V103L193 99L199 98L200 102H201V100H203L202 102H204V98L202 97V99L200 100V97H198V94H196ZM214 93L212 92V94H214ZM256 93H258V94H256ZM210 95H211V93H210ZM211 98H212V96H211ZM259 98H257L256 100H258ZM178 99H179V97H178ZM206 99L210 100V97H207ZM206 99H205V101H206ZM149 100H150V98H149L148 94H145L141 98V101H139L138 103H140L142 105L150 106ZM212 100H213V98H212ZM90 103L93 105V107L91 106ZM205 103H206V105H208L209 101L207 100ZM201 104H204V103H201ZM174 105H175V103H173V106ZM176 105H178V108L180 107L179 106L180 103H176ZM171 106H170V109L173 107V106L172 107ZM188 106L190 107V105H188ZM184 107H185V105L183 106V108ZM175 108H177V106H175ZM180 108H182V106ZM180 108L176 110V111H178V113L181 112V111H179ZM188 108H186V109H188ZM94 109H95V111H94ZM172 109L173 110H171V112L173 111L172 113H174L175 112L174 108H172ZM87 111H89L90 113H93V114H90ZM189 111L190 110H187V111L182 112L183 114H181V113L180 114L184 115V113H185V116H189L188 114H190V117H191V113ZM186 112H188V113H186ZM260 113H262V112H259V114ZM96 114H97V116H96ZM181 115H179V116H181ZM89 116L91 118H94V119L93 120L89 119L88 118ZM192 117L190 120H192ZM186 118H185V121H186ZM87 120H89V123H87ZM258 120H259L258 118H257V121L255 120V122H257V125L254 124L255 122H253L252 124L255 125L256 127L259 126L258 128L262 127L263 129H258L254 126L255 128L252 131L254 132L257 129L254 132L255 136L261 137V134L259 132L262 131V134L264 132V120L260 119L259 120L260 122ZM97 121H95V122H97ZM187 121H189V119H187ZM205 121H208V120L207 119L204 120L203 123ZM177 130H178V132H176ZM190 132H191L190 128H188V130L186 132H182L180 129L177 128L174 130V133H173L174 138L173 139L179 140V138L185 137L186 135H187V137L191 136L192 139L198 138V136L193 137L192 136L193 133L192 132L190 133ZM205 135H206V133H205ZM89 137L93 140H91ZM191 137H188V139H186V137L184 138V139H186L185 142L188 146L191 143V142H188V140L189 141L192 140ZM205 137L207 138V136H205ZM208 137H210L209 139H211V136H208ZM214 140H215V138L213 139V141ZM175 142H177V140ZM89 144H90V146H89ZM93 146H95L96 148ZM156 147L158 149V154H162V155L166 156L167 161H168L169 154H170L169 143L166 141L161 143V144L156 143ZM94 148L96 149L95 151H94ZM88 149H89V151H87ZM173 149L177 150L176 147H173ZM242 151H243V149H242ZM216 152H218L220 154L222 153V155L224 154V156L228 157L232 161L242 160L243 158H244V160L249 161V158L246 156L245 151H243V153H244L243 155H245V156H243L241 154L242 157H240V152L238 151L236 145H233L232 151H230L229 147H227L226 145L219 146L218 150ZM87 153H90V154H88V157H87ZM95 153L98 155L96 156ZM93 155H95L96 157L95 156L93 157ZM179 155L180 154L177 153L176 160L178 161L179 158H181L182 160L180 159L178 161V163L180 161H183V158H184L182 156L180 157ZM205 157H207L206 160L202 159V161L205 162L204 166H206V165L209 166V167L206 166L207 169L209 170L210 168L213 167V165L211 164V163H213L212 162L213 158H212V156H211L212 159L208 156H205ZM184 159L186 160V158H184ZM208 160H210V162ZM5 161H7V162H5ZM167 161H166V163H167ZM182 163L183 162L179 163V165ZM192 166H194V165L192 164ZM256 166L254 164H252L250 166V168L249 167L246 168L247 171L245 169V171H246V172H244L245 174L242 173L245 176V178L243 180L244 181L247 180V183H249L247 185H249V186H245L244 184L242 185V183H240L238 180L239 178H237V181L234 180V181H236V182H234V184L235 185L237 184L236 186L238 188L245 186L246 188H248L247 191H249V194H250L249 196L252 197L254 195L257 198V199H255L254 197L253 198L250 197V200H249L248 199L249 197H247L246 199H248V200H245L242 197L237 196V198L235 200L236 205H233L236 207V208L233 207V210L234 209L236 210L237 208H240L239 204H238L239 202L240 203H241V201H245V203L247 201L250 202V203L247 202L248 204L247 203L244 204V207H245V205L247 206L245 208V211L247 210V212L248 213L250 212V213L247 214V216H245V215L240 216L241 219L240 218L239 219L240 220L243 219V220L242 221L239 220V224L243 223L242 226L241 225L240 226L242 227V229L245 230V232L247 231L246 232L247 235H249L248 234V230H249V233L251 236H253L252 234H254L253 233L254 230H256L257 227H259V225L261 226L264 224L263 223L264 222V216H261L262 213L264 212V201H261L262 197L264 199V189L263 188H261L262 190L260 189L261 185H264V171H263V168L259 167L260 165L259 166L256 165ZM3 167H2V170L4 169ZM206 167H203V168H206ZM179 171L180 170H178V174L181 172V171L180 172ZM33 174L39 175L40 177L35 176ZM187 174H189V173H185V175L187 176L188 181H189V180H191L189 177L190 176L192 177L193 175L189 174V176H188ZM24 175H28V176L24 177ZM31 175L35 178H33ZM180 175L183 177L185 176V175H182V172ZM239 175H240V173H239ZM236 176H237V174H236ZM136 178H137V176H136ZM61 179H63L64 183ZM248 180H250V181L248 182ZM258 180L262 181V182L260 181L261 185L259 184ZM69 181H70V183H69ZM183 182H184V180H183ZM186 182H187V180H186ZM209 182H211V181H208V183ZM19 183L16 184V187H17V185H20ZM213 183H214V185H213ZM213 183L211 182V184L213 185L212 188H214L216 185H218L217 183H221V180L215 179V181H213ZM9 184H7V186ZM11 184H12V182H11ZM240 184L242 185L241 187H239ZM256 184L259 185V186L257 185L259 188L257 186H255ZM4 185H2L1 187H4ZM61 185L62 186L64 185V186L61 187ZM26 186H27V188H26ZM69 186H70V188H69ZM16 187H15V189L19 188V187H17V188ZM58 187H59L60 191L58 190ZM207 187H208V185H207ZM254 187H255V189L258 188L257 191L260 193L259 195H258L257 191H256L257 194L255 193ZM62 188H64L65 193H66L65 189L69 188V191L71 192V193H69V196L67 194L68 190L66 189L67 190V193H66L67 196H66L65 193L63 192ZM252 188H253V191H252ZM54 190L56 191L55 193H54ZM241 190L242 189H240V191ZM51 191L55 194L54 196H53V193L51 195V193H50ZM240 191L238 194H241ZM61 192H63L62 194H64L65 196L64 195L60 196ZM77 192H78V196L76 194ZM59 193H60V195H58ZM261 193L263 194V196L261 195ZM146 195H149V191L141 192L139 194V196H146ZM177 195L181 196L179 194H177ZM183 196H189V197H186V198H188V200L186 201V198H184V199L182 198L183 199V202H182V201H180L179 198H178L179 200L177 198L176 199L179 201V202H177V205L179 206L181 204L180 205L181 208H184V210H185L186 209L185 207H187V205H190L192 200H190V202H188V201L190 198L192 199V197L190 195H183ZM56 198L61 199L62 202H60L59 199H58L59 201H57ZM160 198L162 199V197H160ZM259 200H260V202H259ZM58 202H60L61 205ZM193 202H194V200H193ZM54 203H58V204H55V206L57 207V205H58V207L59 206L60 207L56 209V207L54 206L52 208ZM209 203H207V205H209V207H207L206 203H202V201H201V203L199 202V205L202 204L204 210H209L207 208H212V203L211 202H209ZM242 203H241V205H243ZM251 203H252V205H251ZM191 204H193V203H191ZM184 205H186V206L184 207ZM180 206L178 207L179 209H180ZM191 206L192 205H190L189 207H191ZM189 207H187V208H189ZM248 207H251L252 209L248 208ZM255 207L257 209L259 208L260 210H257ZM54 208L56 211L54 210ZM262 208H263V210H262ZM4 210H7V212L5 211L3 213ZM11 210H13V211H11ZM41 210L42 211L45 210V212H42ZM186 210H188V209H186ZM186 210H185L186 213L183 211L185 214L180 213V215H182L181 218L184 217L183 216V214H184L185 216L186 215L189 216V219L191 220V222H190V220L188 221L187 216H186L187 218L184 217L188 221V222L186 221V223H189V224H185L186 227H187V225L189 227H191L190 225H193L192 222L195 218H199V216H200V218H202L203 217L202 215H204L202 213H199L200 215H198V212L195 213V210H193V209H192V211L190 209L189 210L190 212L188 211V213ZM46 211H47V214H46ZM258 211H260V213H258ZM43 214L45 215V218L42 217ZM194 214L195 215L197 214L198 217H196ZM208 215L209 214H207L206 216H208ZM248 215L249 216L252 215L251 218H249ZM59 217H60V220L58 219ZM253 217H254V219H253ZM214 218L216 219V221H218V220L220 221V219L217 220V217H214ZM185 219L182 218V220H184V221H185ZM65 220H63V222H65ZM206 220H208V218L207 219L205 218V221ZM195 221H197V219H195ZM209 221L205 225L208 226L207 227L208 231H206V232H208V234L210 236L209 235L207 236L205 231H202V230H200L202 232L197 231L198 233L194 232L195 230L194 231L191 230V232H193L194 234H199L197 236L201 237V239L207 240V238H202V236L206 235L209 239H210V237H211V239L214 238V241H217V243H220L219 240H221V243L226 241L225 239H227V238L222 236L226 233L225 229L221 228V227H224V225L218 221V225H216V227L217 226L219 227L221 225L222 226L219 228L217 227L218 229L217 228L214 229L215 226L212 225L213 220H212V222H211V219ZM210 223H212V224L210 225ZM219 223L221 225H219ZM7 224H9L8 227L6 226ZM214 224H215V222H214ZM194 225H195V223H194ZM194 225L192 226V228L194 227ZM17 227L19 229H17ZM189 227H187V228H189ZM15 228L18 231L15 230ZM192 228H190V229H192ZM205 228H206V226H205ZM207 228L204 230H207ZM7 229H12V230L8 231ZM22 229H23V231H25L26 234H24ZM212 229L214 230V232H211L212 234L214 233L212 235L213 237L211 236V233H209V230H212ZM222 229L224 230L223 234H222ZM261 229H262V226L255 231L257 233V234H255L257 238H255V236H254V238L257 240V242H255L256 241L255 239H252L253 237L251 238L252 240H254L255 243H259L258 239L260 238V240H261L264 237V233H262ZM22 233H19L20 235L15 234V236L22 237L23 236V235L21 236ZM258 233H259V235H258ZM260 233L263 235H261ZM45 235H49L50 240L47 239L48 241H46L45 244H42L39 242V239ZM226 236H229V235H226ZM258 236H259V238H258ZM52 237H53V239H51ZM13 238H14V236H13ZM216 238H217V240H216ZM14 239H16V238H14ZM14 239H13V241H15ZM230 239H231V237L228 238L227 242ZM73 242H74V240H73ZM11 244H13V243H11ZM101 245L107 246L102 241H101ZM18 246H15V249H12L10 247V249H12L13 252H14V250L16 251V247L18 248L17 249L18 251H16V254L18 253V255H15V256H18V258H15V259H17V261L14 259L15 260L14 262H17L16 264H28V263L30 264L32 259H29L30 258L29 254H31L32 251L34 252V249L32 251H30L31 253L27 252L28 254L23 256V257L28 256V259L25 258L26 261H24V263H19V261L21 262V260H19V258L22 257L21 254L24 251V249H22L23 247H21L22 251L20 250L21 253L19 254L20 248ZM48 249H50V248H47L46 250H48ZM97 249H98V247H97ZM116 249L117 248H114L113 251ZM37 250H35V251L38 252ZM40 251H39L38 255L39 254L41 255ZM13 252L10 253L11 255H9V256H11V258L14 257L13 255L15 252L14 253ZM32 254H31V257H34V259H35V256ZM34 254H37V253H34ZM83 254L87 257H91L89 249L85 250L83 252ZM39 256H37V261L40 258ZM34 259H33V261L35 262V264H38V262H36V259L35 260ZM11 260H9V261H11ZM27 260H30V261L27 263ZM34 262L31 264H34Z\"/></svg>","mask_w":264,"mask_h":264}]
</instances>
